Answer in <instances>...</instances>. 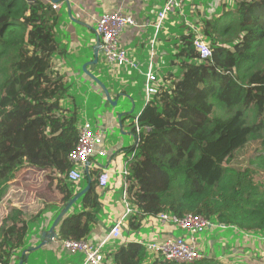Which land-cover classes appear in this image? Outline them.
Instances as JSON below:
<instances>
[{
  "label": "trees",
  "instance_id": "obj_1",
  "mask_svg": "<svg viewBox=\"0 0 264 264\" xmlns=\"http://www.w3.org/2000/svg\"><path fill=\"white\" fill-rule=\"evenodd\" d=\"M218 6L219 15L211 16L190 7L193 26L176 33L171 70L138 116L149 129L123 150L137 151L127 188L132 230L142 227V218L134 220L142 215L193 213L226 224L232 241L224 255L180 263L150 253L137 239L119 238L108 253L113 264H264V239L245 236H264V175L258 177L264 171V0ZM59 20L40 0H0V262L6 264H19L16 254L31 251V225L42 213L56 208L55 219L88 179L90 189L58 224V240L89 237L105 195L120 185L101 188L97 163L82 184L68 178L86 114L70 77L54 62L66 53ZM197 30L210 43L209 58L193 45ZM144 165L165 179L149 178ZM34 179L54 180L49 194L28 199Z\"/></svg>",
  "mask_w": 264,
  "mask_h": 264
},
{
  "label": "crops",
  "instance_id": "obj_2",
  "mask_svg": "<svg viewBox=\"0 0 264 264\" xmlns=\"http://www.w3.org/2000/svg\"><path fill=\"white\" fill-rule=\"evenodd\" d=\"M56 1V0H55ZM57 3L60 4V8L57 10L60 14V24H61V28L63 26H67L70 29L69 34L72 37H64L65 33L64 31H61V35L62 36H58V39L60 40L62 46L65 47L66 49V53L63 56L60 57H56V59L54 60L56 68L61 66L62 68H67V66L71 67V69H67L65 71H61L59 70L61 73L63 72V74H66L70 77V80L72 82V88L71 91L72 93L75 94L76 98L78 101H80L83 107V110L86 114V118L88 117V109L86 106V98H85V90H89L88 89V79L89 75L84 73L82 66L84 63H86L87 61H90L94 58V45L96 44V35L95 37H88L89 38V42L86 44V47L91 48V53L90 55L86 54V55H79L83 56L84 58L82 59V62L79 64L77 63L75 64H67V61L65 60V55L66 54H73L74 51H76L80 45L79 40L76 39V37H79L80 35L77 34V31L79 30L75 24L80 25V26H84L87 29L91 31H93L94 29V25H96L99 17L106 11H116V10H121L122 12L128 13V14H132L139 22H145V21H149L150 23H153L156 18H157V12L159 11L161 5L163 4L162 2H164L163 0H59L56 1ZM67 4V8H66V17L67 20L64 21L62 23V10L64 8V4ZM174 13L170 14L168 16V19H166V23H164V27L163 30H161V32L158 35V40L155 44L154 50L156 52L157 55V63H158V68H161V65L164 66L165 65V59L166 56L169 54L170 51V55L173 51V42L175 41L174 37L176 36L175 31L173 30V26H175L174 24V20L176 19L175 16L173 15ZM171 16V19H170ZM75 26V27H74ZM153 28L155 29V27H153L152 25L148 26V27H129L127 28L121 35L120 39H121V43L125 46L128 47V49L130 50V52L132 53V56H135L138 61L141 63V67L143 69L146 68L149 59H150V52L152 50V37L154 36L155 32H153ZM152 30V33L150 32ZM57 32H59L57 30ZM96 32V29H95ZM171 34H174L172 37L170 36ZM160 37H163V40L160 39ZM86 39V37H83ZM178 39V38H177ZM149 42V47L147 46V43ZM140 46L142 48H140ZM72 47H74V49H72ZM100 63L105 64L104 59L101 57V55L99 54V61L96 64H91L88 66L89 70L91 72H93L97 77L101 78L100 75L97 74V72H95L98 68V65ZM95 67H90V66H94ZM157 70L158 68L155 67ZM128 74L130 75H136L138 76L137 78H139L142 83H143V90H144V77L143 75L138 72L135 71V74H133V72H131L132 69L129 68H124ZM64 70V69H63ZM120 70L118 69H114L111 70V73L113 75L117 74V71ZM134 71V70H133ZM124 79V78H123ZM92 80V79H90ZM103 81V80H102ZM133 82L137 81V79L132 80ZM104 82V81H103ZM123 82L125 83V85L129 86L127 83V80H123ZM107 86V85H106ZM92 87V88H91ZM90 90L91 91H95V93H99L100 91L103 92L102 88L99 87L98 83L95 82L94 80L91 81L90 83ZM111 89H113L112 93L110 92L112 98L114 100H117V105L113 106V109H108L106 110L104 113H102L99 118L101 119L99 123H103V125L101 126V130L104 132L105 134V130L108 127H111L113 129H115L117 127L118 124H120L122 126V120L124 117V113L123 111L121 112V107L122 105H119V101L120 99H125V98H130L133 101V98L131 96V94L129 93L128 95L125 94V92H122L121 90L116 92V89L114 87V85H111ZM97 90H100L99 92H97ZM110 91V90H109ZM103 97V100H101V104L103 103L104 106L105 105L107 99L106 96L103 92V94L101 95ZM117 107H119L120 109H116ZM126 110H128L125 107ZM143 109V108H142ZM141 109V111H142ZM133 110V109H132ZM140 111V112H141ZM140 112L138 114H140ZM121 115V117H120ZM127 133V132H126ZM133 137H134V141H135V136H134V131L132 129L131 131ZM106 137V136H105ZM106 142V140H105ZM105 146H107V143H105ZM107 148V147H106ZM123 139L116 144V146H113L111 150H108L109 155L108 156V164L107 165H103L104 167H106L109 172H110V183L109 185L114 186L115 184H118V182L120 183V185L114 190L111 191L110 194L107 193L105 195L104 198V209L103 212L100 214V219L98 220V222L96 223V225L93 227L91 233L89 236H91V238L98 232V231H102L103 233H107L110 231L112 225L114 224V222L123 214L124 210H125V202L122 198V196L120 197L119 194V190H122V181H123V176L121 174L122 170L124 169V163L126 162V159L123 161H121L120 157L122 154H125L126 151L123 150ZM102 166V167H103ZM83 183V179L80 182V184ZM87 183L85 185L82 184V186H86ZM118 190V191H117ZM113 197H115V199H117L116 201L113 199ZM115 201V202H114ZM52 209V208H51ZM55 210L56 209H52V210H47L45 212L42 213L41 217L38 219L37 222H35V224H32L34 226L31 227L30 230V234L28 237V241H27V245H30L29 247L27 246V249H30V247H33L31 249V251L37 250L39 248H34L37 245H39L42 241L41 236L43 231H48L50 229V227L53 224L54 221V214H55ZM130 217V216H129ZM129 217L124 221V223L122 224V232H123V236L125 239L129 240V239H137L139 241H150V240H165L171 236H176L175 235V229L179 228L176 227L173 224L170 223H163L159 217H154V216H144L142 215L140 218H134V220H139L142 218V227L141 228H145L146 231L142 232L141 228L138 230H132L130 228V220ZM213 229H217V228H213ZM213 229H208L205 232H209V234H212ZM183 230V229H182ZM56 231L59 234V228L58 225L56 226ZM183 235H178V236H188L189 234L187 232H185L183 230ZM177 236V237H178ZM156 238V239H155ZM232 238V236H231ZM113 241V242H112ZM109 242V246H108V250L112 251L114 249H116V245L117 243H119L118 240H112ZM227 239L225 238H221L220 242H221V250L219 253L220 256L225 253V248H226V242ZM112 242V243H111ZM213 240L209 239V238H205L202 236L198 237V243L200 244L201 248L204 250L205 254L207 256L213 255V253H208V251L211 252H216V249L214 247V251L212 250L213 248ZM227 245H230V243H227ZM43 250L46 251H54L56 253V257L58 259H62V254L61 252H65L66 254H69L67 251H65L62 246L60 245V241L59 240H55V241H51L47 244H45L44 246L40 247ZM223 250V251H222ZM31 251H29L28 253H26L27 255V259L26 261L23 260V264H29V258L31 256ZM207 251V253H206ZM227 251V249H226ZM25 251L19 252L16 254L15 258L18 260L19 259V263L21 261V253H24ZM36 257V255H35ZM83 257V256H82Z\"/></svg>",
  "mask_w": 264,
  "mask_h": 264
},
{
  "label": "built area",
  "instance_id": "obj_3",
  "mask_svg": "<svg viewBox=\"0 0 264 264\" xmlns=\"http://www.w3.org/2000/svg\"><path fill=\"white\" fill-rule=\"evenodd\" d=\"M34 2L36 0H27ZM46 4L52 5L56 10L60 8V4L55 0H40ZM184 5V0H164L157 18L153 23L149 21L139 22L132 14L122 12L121 10L106 11L98 19L96 23V33L100 37V53L103 56L105 64L112 68H129L140 72L144 77V93L145 102L151 101L152 97L156 95L162 84V77L159 75L155 64L157 59L154 50L155 44L158 40V34L163 29L164 23L168 16L175 12H181ZM183 14V13H182ZM152 25L155 27V34L152 38V50L150 52V59L145 69L141 67V63L131 56L129 49L121 43L122 33L129 27H148ZM194 47L200 52L201 58H209L212 56V48L209 41L204 37L200 30L196 31V38L194 40ZM159 70V68H158ZM139 116V115H138ZM136 117L134 126L135 145L140 142L141 134L148 130L146 126H142ZM136 150L131 153L124 164V169L121 174L123 176V190L122 198L125 202V210L123 214L114 222L111 229L107 233L98 231L92 238L91 236L82 239L67 238L61 239L60 245L62 248L72 255H82L84 258L83 264H113L112 258L108 255V245L111 240L122 238V224L134 212L127 199V188L129 186V164L136 156ZM105 157L108 151L105 148V136L100 126H95L86 118L80 127V136L76 147L69 154V160L73 163L72 169L68 173L70 181L81 182L85 176V167L92 162L93 156ZM100 187L105 188L110 182V172L103 167L99 176ZM163 223H170L183 229L189 235L186 236H171L165 240H151L140 241L150 253L162 255L165 258L180 262L192 263L206 257L204 250L198 243V237L208 229L221 227L227 228L226 224L218 223L212 219L206 218L199 214H187L184 217H178L169 213H162L158 216ZM236 228V227H235ZM247 239H259L264 236L258 234H248ZM126 240V239H125ZM127 241V240H126ZM0 264H6L0 262Z\"/></svg>",
  "mask_w": 264,
  "mask_h": 264
},
{
  "label": "rangeland",
  "instance_id": "obj_4",
  "mask_svg": "<svg viewBox=\"0 0 264 264\" xmlns=\"http://www.w3.org/2000/svg\"><path fill=\"white\" fill-rule=\"evenodd\" d=\"M222 1H225V0H184V5L181 8L182 11L181 12H175L178 15H177V19H175V21H174L175 26H173L172 31H175V34L176 33L180 34L181 32L188 30L189 26H191V25L193 26V23H192L193 20L192 19L196 18V16L192 17V14L190 12L191 6H193L194 10L201 9L205 16L207 15L206 13H209V16L219 15L218 13L220 12V7L218 5H221ZM226 1L230 7L232 5H235V3H236V0H226ZM194 4H197V5H194ZM66 5L67 4L65 3L64 8L62 10V23L67 20V17H66L67 6ZM183 12H185L186 18L182 14ZM203 13L198 12V15L199 16H200V14L203 15ZM60 17H61V14H60ZM184 22L186 24H184ZM184 25L186 27H184ZM75 26L79 29L77 31V34H79L80 36L76 37V39L79 40L80 45H79L78 49L76 51H74L73 54H66L65 55V60L67 61V64H69V65H71V64L76 65L77 63L80 64L84 57L83 56L79 57V55H86V54L90 55L91 48L86 47V44L89 42L88 37H95V35H96V32H95L96 25H94V29L91 32L89 29H87L84 26H80L77 24H75ZM56 30L59 31V32H57L59 37L62 36L60 33L61 31H64V33H65L64 37L65 36L68 38L72 37L69 34L70 29L67 26H63L61 28L60 20H59V23L57 25ZM150 32L152 33V30ZM153 32H155L154 28H153ZM83 37H86V39ZM160 39L163 40V37H160ZM147 46L148 47L150 46L149 42L147 43ZM126 48L128 49V47H126ZM140 48H142V47L140 46ZM72 49H74V47H72ZM130 54L132 56L131 52H130ZM100 55L103 58L101 53H100ZM132 57L137 59L135 56H132ZM169 60H170V51H169V54L166 56L165 65L164 66L161 65V68L159 70H157L161 77H163V75L167 71L171 70V68L168 66ZM155 64L158 65L157 59L155 61ZM96 65L90 66V67H95ZM58 67H59V70H61V71L71 69V67H69V66H67V68H62L61 66H58ZM98 68H99V70L97 69L95 72H97V74L100 75V77H101L100 79L104 81V83L107 85V88L110 90L111 93L113 91V89H111V85H114L116 92L121 90L122 92H125V94H127V95L130 93L132 98H133V101L130 98L120 99L119 105H122L121 112L124 110L123 111L124 117H123V120L121 122L122 126L120 124H118L115 129H113L111 127L106 128L104 136H106L105 137V140H106L105 143H107V146H105V148L107 147L109 150H111L112 147L116 146V144H118L122 139H123V147L129 148V147L133 146L134 142H135L134 137L131 133L132 128H133V123L135 122L136 117L139 115L138 113L141 111V109L146 104L145 93L143 90V83L139 78H137L138 76H136V75L132 76V75L128 74V72L124 68H119L120 70L117 71L116 75H113L111 73V70L118 69V68H112V67L107 66L106 64H103V63H100L98 65ZM131 72H133V74H135V71L131 70ZM89 78L94 80L90 76H89ZM90 79H88L89 84L87 85L89 90H87V91L85 90L86 106L88 109L87 119L95 126V128H97V126L101 127L103 125V123H99V122H101L100 121L101 119L99 118V116L102 113H104L106 110L113 109L114 107L112 106L113 104L111 102H110L111 104L107 102L108 103L107 106H104L103 103L101 104V100H103V97L101 95L103 94V92L100 90H97V92L100 91L99 93H95L96 90L91 91L89 87H90V83L92 80H90ZM125 79L127 80V83L129 86L125 85V83L123 82V80H125ZM135 79H137V81L133 82L132 80H135ZM79 103H81V102L79 101ZM125 107L128 110H126ZM116 109H120V108L117 107ZM131 110H132V112H130ZM107 148H106V150H107ZM108 155H109V153H108ZM247 155H249V153H246V156ZM130 157H131V152L129 151V152H125V154H122L120 159L124 163V160L126 158L128 159ZM92 162L97 163L100 166H103V165L105 166L108 164V156H105V157H101L98 155L93 156ZM143 172L149 178L157 179L158 181H163V179H165V178H162V175L160 173L156 172L155 169H153V167H151L150 165H144ZM28 174H30V172H26L23 175L26 177ZM263 175H264V171H261L260 174L258 175V177L261 178ZM24 176H21L20 180H23ZM27 178H29V177H27ZM53 184H54V180H50L49 182H46L44 184L43 182L37 183L34 179L33 184L31 186H29V188H28V191H29L28 199L29 198L33 199L34 197H43V196H45V194H49V191L52 188ZM119 194L121 197L122 196V190H119ZM113 199L115 201L117 200V199H115V197H113ZM54 209H56V208H54ZM212 220L216 221L215 219H212ZM33 224H35V223H33ZM32 226H34V225H31V227ZM141 231L144 232V231H146V229L141 228ZM183 234L184 233H183V230L181 228L175 229V235L176 236L183 235ZM232 235H233L232 230L223 229L220 227L217 229H213L212 234H209V232H203L201 235L197 234L196 236L197 237L201 236V239L203 236L205 238H209V239L213 240L212 250L214 251V247H215L216 252L208 251V253L219 254L220 250L222 249L221 248V242H220L221 238L228 239L231 242L232 241L231 240ZM27 246L29 247L30 245H27ZM206 253H207V251H206ZM61 254H62V259H58L56 257V253L54 251H46V250L39 248L37 250L31 251V256L29 258V264H83L84 263V258L82 257V255L66 254L65 252H61ZM226 254H228V253L226 252ZM35 255H36V257H35ZM15 262L19 263V259L18 260L15 259Z\"/></svg>",
  "mask_w": 264,
  "mask_h": 264
},
{
  "label": "water",
  "instance_id": "obj_5",
  "mask_svg": "<svg viewBox=\"0 0 264 264\" xmlns=\"http://www.w3.org/2000/svg\"><path fill=\"white\" fill-rule=\"evenodd\" d=\"M56 1H59V0H56ZM96 44L94 45V58L90 61H87L86 63L83 64L82 66V69L83 71L88 74L90 77H92L95 82H97L100 87L102 88L105 96H106V103L105 105H107L108 103H112L113 105L112 106H116L117 105V100H114L110 94V91L109 89L107 88L106 84L99 78L97 77L93 72H91L89 69H88V66L91 65V64H97L98 61H99V54H100V44H101V41H100V37L98 34H96ZM108 102V103H107ZM110 103V104H111ZM132 112V110L130 111ZM121 117V115H120ZM85 173L87 175H89V163L88 165L85 167ZM91 187V180L88 179V183L86 185V187H84L82 190H80L78 193H76L68 202L67 204L60 210L59 214L56 216V218L54 219L53 221V224L52 226L50 227V229L48 231H43L42 233V236H41V243L39 245H37L36 247L34 248H40L42 246H44L45 244L51 242V241H54L56 239L59 238V234L58 232L56 231V226L60 223L61 219L67 214V212L70 210V208L73 206V204L79 200V198L81 196H83ZM33 247H30V249H32ZM27 251L24 252V254H26ZM19 264H23V259H21L20 263Z\"/></svg>",
  "mask_w": 264,
  "mask_h": 264
},
{
  "label": "clouds",
  "instance_id": "obj_6",
  "mask_svg": "<svg viewBox=\"0 0 264 264\" xmlns=\"http://www.w3.org/2000/svg\"><path fill=\"white\" fill-rule=\"evenodd\" d=\"M97 34V33H96ZM104 167V166H103ZM106 168V167H105ZM80 183V182H79ZM123 185V184H122ZM122 190H123V188H122ZM56 240H58V239H56ZM55 241V240H54Z\"/></svg>",
  "mask_w": 264,
  "mask_h": 264
}]
</instances>
